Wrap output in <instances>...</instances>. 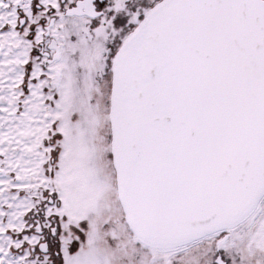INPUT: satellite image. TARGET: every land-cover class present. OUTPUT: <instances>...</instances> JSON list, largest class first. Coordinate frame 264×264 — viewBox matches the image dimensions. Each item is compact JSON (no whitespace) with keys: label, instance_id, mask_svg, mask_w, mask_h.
Segmentation results:
<instances>
[{"label":"snow or ice","instance_id":"snow-or-ice-1","mask_svg":"<svg viewBox=\"0 0 264 264\" xmlns=\"http://www.w3.org/2000/svg\"><path fill=\"white\" fill-rule=\"evenodd\" d=\"M0 264H264V0H0Z\"/></svg>","mask_w":264,"mask_h":264}]
</instances>
